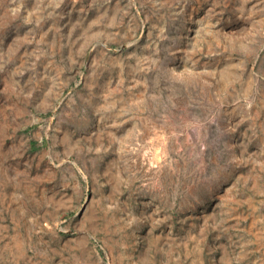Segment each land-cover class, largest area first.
Wrapping results in <instances>:
<instances>
[{
    "label": "rangeland",
    "instance_id": "obj_1",
    "mask_svg": "<svg viewBox=\"0 0 264 264\" xmlns=\"http://www.w3.org/2000/svg\"><path fill=\"white\" fill-rule=\"evenodd\" d=\"M0 264H264V0H0Z\"/></svg>",
    "mask_w": 264,
    "mask_h": 264
}]
</instances>
